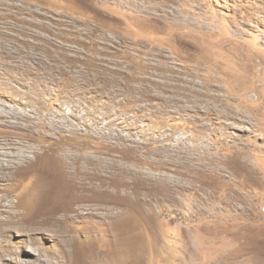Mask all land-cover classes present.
<instances>
[{
    "label": "rangeland",
    "instance_id": "374dc122",
    "mask_svg": "<svg viewBox=\"0 0 264 264\" xmlns=\"http://www.w3.org/2000/svg\"><path fill=\"white\" fill-rule=\"evenodd\" d=\"M0 264H264V0H0Z\"/></svg>",
    "mask_w": 264,
    "mask_h": 264
},
{
    "label": "bare ground",
    "instance_id": "6f19581e",
    "mask_svg": "<svg viewBox=\"0 0 264 264\" xmlns=\"http://www.w3.org/2000/svg\"><path fill=\"white\" fill-rule=\"evenodd\" d=\"M52 203V200L50 201L46 196H43L41 201H40V205L38 208L40 213H44L45 208L47 207V205H50Z\"/></svg>",
    "mask_w": 264,
    "mask_h": 264
}]
</instances>
